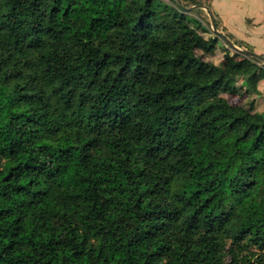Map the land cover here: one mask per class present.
<instances>
[{
    "label": "trees",
    "instance_id": "1",
    "mask_svg": "<svg viewBox=\"0 0 264 264\" xmlns=\"http://www.w3.org/2000/svg\"><path fill=\"white\" fill-rule=\"evenodd\" d=\"M208 10L250 50L210 0H0V264H264V109L224 96L264 63L204 59Z\"/></svg>",
    "mask_w": 264,
    "mask_h": 264
},
{
    "label": "rangeland",
    "instance_id": "2",
    "mask_svg": "<svg viewBox=\"0 0 264 264\" xmlns=\"http://www.w3.org/2000/svg\"><path fill=\"white\" fill-rule=\"evenodd\" d=\"M211 8L216 13L218 19L223 21L226 28L225 31L231 35L234 40L239 41L245 47L254 51L257 54L264 56V0H210ZM207 17L204 19L203 24L210 30L211 22L207 11ZM208 20V21H207ZM228 31H227V30ZM222 32V30L218 29ZM213 31V30H212ZM224 33V32H223ZM220 47H218L213 54L203 55V58L212 61L218 67L223 65V52L222 48L227 47L230 53L235 50L227 46L219 38ZM239 52V51H238ZM242 54V53H240ZM244 55V54H242ZM260 63H262L260 61ZM246 81L239 78L236 81L238 86L234 94H224L227 100L232 104H239L242 102H249L254 100L256 109H264V79L258 81H251L248 84ZM37 189L40 188V180L31 176ZM64 187L70 194H77L79 189L76 185L64 183ZM13 207L14 212L18 215L20 223L24 230L31 231L33 234L39 235L42 233L39 227L37 218L32 208L24 209L15 204L9 203ZM62 228V223L58 220H53L50 224L49 231L51 233L58 232ZM29 247L21 243L19 250H26ZM112 264H120L115 261Z\"/></svg>",
    "mask_w": 264,
    "mask_h": 264
},
{
    "label": "water",
    "instance_id": "3",
    "mask_svg": "<svg viewBox=\"0 0 264 264\" xmlns=\"http://www.w3.org/2000/svg\"><path fill=\"white\" fill-rule=\"evenodd\" d=\"M208 15H209V18L211 20V28L213 30V32L227 45L229 46L230 48H232L233 50L235 51H239L241 52L242 54H244L245 56H250V57H253L259 61H261L262 63H264V56L261 55V54H257L255 53L254 51L252 50H247V49H241L239 48L238 46H236L235 44H233V42H231L227 36L219 31L218 29H216V27L214 26L213 24V21H212V16H211V12L208 10L207 11Z\"/></svg>",
    "mask_w": 264,
    "mask_h": 264
},
{
    "label": "crops",
    "instance_id": "4",
    "mask_svg": "<svg viewBox=\"0 0 264 264\" xmlns=\"http://www.w3.org/2000/svg\"><path fill=\"white\" fill-rule=\"evenodd\" d=\"M212 9V8H211ZM213 10V9H212ZM214 11V10H213ZM221 24H222V26L224 27V28H226L225 27V25H224V23H223V21H221ZM227 30V29H226ZM228 31V30H227ZM229 32V31H228Z\"/></svg>",
    "mask_w": 264,
    "mask_h": 264
}]
</instances>
